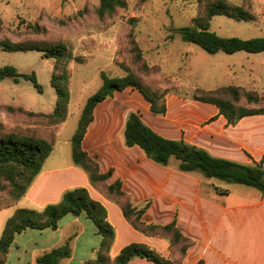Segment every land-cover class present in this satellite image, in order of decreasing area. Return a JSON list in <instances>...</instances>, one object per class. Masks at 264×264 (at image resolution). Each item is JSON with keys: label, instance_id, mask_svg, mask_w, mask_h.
Wrapping results in <instances>:
<instances>
[{"label": "crops", "instance_id": "obj_1", "mask_svg": "<svg viewBox=\"0 0 264 264\" xmlns=\"http://www.w3.org/2000/svg\"><path fill=\"white\" fill-rule=\"evenodd\" d=\"M165 101L166 114L156 116L137 90L114 92L94 108L82 148L98 163L101 173L112 169L106 184L119 180L133 206L149 202L144 221L166 225L175 219L181 234L193 242L182 264H264V196L259 191L232 192L199 173L185 174L159 166L137 146L126 147L123 136L128 114L137 112L147 126L165 138L182 140L213 157L243 165L263 160L264 168V114L247 116L228 126L213 104L168 93ZM76 187L86 188L106 209L107 221L114 228L110 262L131 243L144 244L172 261L176 259L166 239L136 231L124 218L117 200L90 184L86 173L73 165L71 151L61 155L51 152L25 195L0 208V230L2 222L17 209L40 210L58 203L66 190ZM66 241L71 254L59 264H86L96 259L101 237L84 215H66L55 230L27 229L16 234L2 264H37L39 256ZM127 264L154 263L136 257Z\"/></svg>", "mask_w": 264, "mask_h": 264}, {"label": "rangeland", "instance_id": "obj_2", "mask_svg": "<svg viewBox=\"0 0 264 264\" xmlns=\"http://www.w3.org/2000/svg\"><path fill=\"white\" fill-rule=\"evenodd\" d=\"M225 1L243 8L252 20L215 16L210 21V31L222 38H264V0ZM124 2V7L99 18V0H0V41L63 43L72 56L66 64L70 92L67 115L56 124L45 117L56 102L50 83L54 60L44 58L39 51L0 49V67L13 66L21 74L34 73L41 87L39 92L23 79L0 81L2 132L48 139L53 144L52 155L69 153L83 104L100 87L102 71L109 77L131 73L160 92L185 98H192L198 87L214 90L229 85L264 95V52L209 54L181 39L180 29L194 25L204 0ZM227 96L219 95L223 99ZM239 104L254 110L264 107L263 100L258 105H247L242 99ZM202 178L232 192L255 190ZM3 184L6 190L0 192V208L11 204L7 185ZM4 225L2 222L0 236Z\"/></svg>", "mask_w": 264, "mask_h": 264}, {"label": "trees", "instance_id": "obj_3", "mask_svg": "<svg viewBox=\"0 0 264 264\" xmlns=\"http://www.w3.org/2000/svg\"><path fill=\"white\" fill-rule=\"evenodd\" d=\"M124 5V0H99L96 14L102 18L105 15L113 14L116 8H122ZM215 16H227L237 21L252 20V16L243 8L231 5L225 0H204L202 13L199 18L194 20V25L180 29L181 39L199 46L209 54L222 52L232 55L237 52L249 54L264 52V38H222L210 31V21ZM0 49L8 52L39 51L44 58L54 60L50 83L56 93V102L53 111L46 114L45 117L56 124L63 122L70 101L69 76L66 71V64L72 59L69 48L63 43L0 41ZM6 78H10L14 82H19L20 79L30 81L39 92L41 91L34 73L21 74L13 66L0 67V81ZM100 78L101 85L95 93L86 99L76 130L70 139L72 163L86 173L93 187L117 200L124 218L136 231L146 236L166 239L169 242L170 252L176 256V259L172 261L144 244L131 243L123 247L115 259L110 262L109 250L114 240V228L107 221L106 209L100 202L90 197L86 188L76 187L66 190L58 203L48 204L40 210L17 209L6 220L0 236V264L6 258L16 234L27 229L55 230L59 220L66 215L75 217L84 215L92 222L97 234L101 237L96 259L88 261L86 264H127L136 257L152 261L154 264H182L181 260L193 242L181 234L175 219L166 225L144 221L142 217L149 202L141 207L133 206L122 191V184L119 180L112 184H106L112 175V169L101 173L98 163L82 148V140L87 127L94 119V108L98 103L113 97L114 92L123 91L126 88L137 90L149 103L151 113L156 116L166 114L165 96L167 93L141 83L131 73L122 77H109L102 71ZM219 95L228 96L223 99ZM192 99L215 105L219 115L226 119L228 126L235 125L244 117L264 114V107L254 110L239 104L242 99L247 105H258L262 100L264 101V97L256 90H248L239 86H222L214 90L198 87ZM27 114L35 115L32 112H27ZM123 136L126 147L137 146L149 160L159 166L172 167L185 174L199 173L209 180L244 185L256 189L264 196L263 160L258 163L254 162L252 165H243L213 157L204 149L182 140L168 139L159 135L142 121L137 112L128 114ZM52 150L53 144L45 139L12 132L4 133L0 127V192L6 190L3 184L5 182L11 203L20 200L25 195ZM9 205L8 203L4 207ZM177 247L178 252H175ZM70 254L71 248L69 242L66 241L62 246L39 256L36 263L59 264L61 259L68 258Z\"/></svg>", "mask_w": 264, "mask_h": 264}]
</instances>
